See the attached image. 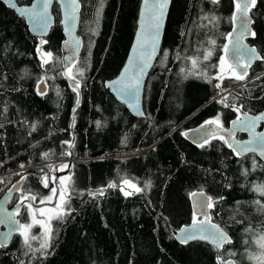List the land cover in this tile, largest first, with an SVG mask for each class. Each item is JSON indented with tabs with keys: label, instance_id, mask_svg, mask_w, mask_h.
<instances>
[{
	"label": "trees",
	"instance_id": "trees-1",
	"mask_svg": "<svg viewBox=\"0 0 264 264\" xmlns=\"http://www.w3.org/2000/svg\"><path fill=\"white\" fill-rule=\"evenodd\" d=\"M32 1L18 0V4ZM80 2L83 50L73 70L86 65V71L79 89L81 102L74 113L73 143L71 110L77 103V93L61 75L63 37L57 8L56 25L45 39L48 43L42 46V52L51 51L53 58L42 68L39 40L29 34L22 19L0 3V124L4 125L0 128V179L4 180L0 197L20 180L16 173L28 175L25 189L47 195L48 189L39 182V169L49 172L45 165L58 167L69 161L74 166L70 173L77 193L71 201L75 209L72 215L64 222H52L58 234L50 254L40 257L37 252L35 259L32 253L25 256L17 234L10 246L0 248V264H20L21 260L24 264H217L216 256L221 254L225 260L253 264L245 248L258 249L243 240L256 233L249 235L244 229L249 224L258 231L264 229V211L253 203L264 201V197L252 190V185L264 183V164L251 155L236 157L220 140L211 139L201 148L181 134L218 113L227 128L239 115L216 103L227 92L217 95L220 90L204 79L183 78L180 68L190 66V62L176 58L177 53L190 56L198 48L202 51L211 38L216 41V52L205 63L218 62L233 28V0H219L218 4L211 0H173L162 48L146 81L142 119L133 118L104 87L125 62L140 0H104L99 18L100 0ZM249 14L256 36H250L247 43L264 56V0H258ZM205 16L216 19L209 23ZM165 50L168 57L161 64ZM208 71L212 75L217 69ZM257 76L261 78L255 79ZM40 79L47 81L46 95L38 94ZM224 84L231 92L230 104L242 103L241 111L249 114L264 111V61L253 65L246 80H225ZM33 123L37 130L29 135ZM37 142L38 146L32 147ZM46 151L49 156L43 160L40 153ZM66 152L72 155H62ZM253 159L257 167L245 177L242 170L251 169ZM126 179L141 188L150 181L151 187L125 196L121 186ZM110 182L117 186L109 188ZM97 190H104V194H88ZM195 191L224 197L211 210V217L233 243L220 253L202 243L179 245L173 238L176 230L193 220L189 196ZM20 195H15L12 205ZM228 249L237 255H227Z\"/></svg>",
	"mask_w": 264,
	"mask_h": 264
},
{
	"label": "snow or ice",
	"instance_id": "snow-or-ice-1",
	"mask_svg": "<svg viewBox=\"0 0 264 264\" xmlns=\"http://www.w3.org/2000/svg\"><path fill=\"white\" fill-rule=\"evenodd\" d=\"M10 7L15 8L21 16H27L31 23L34 31L46 32L47 27L49 26V17L47 15V9L51 3V0H45L43 8L39 11L36 10L37 6L34 4L32 8H17L15 0H8ZM258 0H233L235 11L233 12L232 17L230 18L234 23L239 21V35L236 37L234 42L231 41L232 33L228 34V38L231 43L229 45L223 46L224 55L218 57V62H210L213 55L216 52V41L214 39H209L207 46H202V51L200 48L197 49L196 53L190 56H182L177 53L176 58L181 60H186L190 62V66L181 67L180 74L183 75V78L187 79L189 77H195L204 79L207 83L212 84L215 89L220 91L217 92V95H220L221 92H227L228 95L221 96L220 100H216V103L222 104L225 108H230L232 111L241 114V109L244 108V105H236L235 103L230 104L228 102L231 92L228 91L229 86L224 84L225 80H230L233 82L244 81L249 76V69L252 67L253 62L259 60L264 61V56L257 52L255 47H250L241 43L244 36L250 35L252 37L256 36L255 31H251L249 25L253 22L252 17L249 13L252 9L256 8ZM104 0H100V6L97 8V18L102 11ZM170 0H155L153 3H149V0H144V5L146 8L151 10L152 13V25L151 30L148 32L147 36L144 39V42L141 44V50L136 56L135 61L132 62V69L126 67L121 73V77L116 80L109 82L106 86L112 87L113 85H119L117 91L121 97L134 96L136 98L137 104L135 106V111L137 115H145L143 110L140 109L138 100L139 93L142 87L143 77L147 74V70L152 67V61L156 58L157 54L160 52L159 49V38L161 34V28L163 24V19L166 14V9ZM212 4H218L219 0H211ZM66 7L72 9L71 15H66L65 20L71 19L73 21V27L75 26V21L77 19L76 13L80 8V0H69V3ZM143 15V14H142ZM204 19L208 20L209 23H214L215 17L205 16ZM48 41L41 39V47L37 49L38 53L41 54V67L48 65L52 62L53 53L51 51L42 52V46L47 44ZM67 44V41L65 42ZM80 43L77 40L75 44V49H79ZM135 51V49H134ZM47 57V59H45ZM168 57V52L165 50L162 54L160 63L164 64ZM75 52L72 55L66 56L64 58L65 68L61 75H64L72 82L73 91L77 93L79 97V89L81 86V79L85 76L86 65L74 69L75 65ZM216 68L217 71L215 74L210 75L209 69ZM131 74L129 75V73ZM79 77V78H78ZM51 78V77H50ZM260 76H257L256 79H260ZM213 81H217L213 83ZM47 81L40 79L37 83V91L40 95L47 94ZM246 87V85L244 86ZM59 95V93H57ZM258 99H260L258 97ZM215 100V97H213ZM79 104V99L77 98V105ZM6 112L7 109L5 108ZM75 112V109H73ZM222 114L218 113L214 118L204 121L199 129L194 131L199 133V137L193 142L197 144L198 147H205L206 144H209L211 139H217L226 144L232 152L237 157H243L246 153L253 152L258 153L261 158H264V132H256L255 128L260 121H264V112L249 115L247 111L242 113L243 119L238 115L236 120L231 121L232 128H225L224 122L221 119ZM97 125L100 124L99 121L96 122ZM4 125L0 124V128ZM74 127V124L72 125ZM214 126V127H206ZM31 131L35 132L37 126L35 123L31 124ZM242 130L248 131L251 134V139L248 141H236L234 139V131ZM185 137H188L187 132L181 133ZM64 143L70 144V142L65 141ZM37 144L32 145V147H37ZM62 155H72L71 152L62 153ZM49 156V152L40 153V158L46 160ZM31 161H29V165ZM2 166V162H0ZM20 167L23 169L25 165L22 163ZM49 169V172L59 171L63 172L70 167L67 163L62 165L54 166L51 164L45 165ZM257 167V162L253 159V165L251 169H243L242 175L247 177L251 171H255ZM264 167V166H262ZM39 172L42 175L39 177V182L42 184L43 188L48 189L47 195H42L40 193H33L30 188L25 189L21 184V181H27L28 175L22 173H16L20 176V180L12 184V187L8 189V193L11 194L13 189L17 192H20L21 195L18 198L15 209L12 212H8L6 217H0V224H8L9 230L0 235L3 236V240H0V248L7 247L8 242L13 237L14 233H18L21 237L22 246L25 249L24 255L27 256L29 253H32V258L35 259V253H40V257H45L49 253V249L54 246V238L58 234L57 230L53 227V221L64 222L68 217L72 215L75 211L71 207V201L74 194H77L75 191V181L72 178V175L66 176H55L49 175V172H45L44 168H40ZM30 175V174H29ZM0 183H4L3 179H0ZM125 185H130L134 191H124L121 188V191L124 192L125 196L134 195L136 193H142L145 189L151 187V182L148 181L145 183L144 187H137L135 184H131L129 180H124ZM51 185V186H50ZM117 185L114 182L108 184L109 188L116 187ZM230 187L231 185H226ZM252 190L257 192L261 197H264V183L252 185ZM90 196L103 195V190H97L95 192H89ZM78 195L83 196V193H78ZM191 196L199 195L201 199L197 202L198 208L201 210V215L203 219H198L196 214L193 215V223L190 227L181 229V243H187L191 240H202L211 244L218 252L224 249V246L231 245L233 243L232 237L228 235L224 228L220 225L213 223L211 217L208 214L209 209H213L215 205L223 200L224 197L213 198L212 196H206L203 191L199 193H191ZM39 197V200H38ZM11 196L9 195V199ZM38 203L39 205H51L50 207H34V204ZM53 201H55L53 203ZM240 202H237L239 204ZM254 204L260 207V210L264 211V201L256 200ZM24 209V212L21 211ZM20 216L21 219L16 217ZM233 219H235L233 217ZM236 223H243L242 220H237ZM39 229V232H34L33 229ZM244 232L246 234H253L251 238H245L243 243L245 245H254L258 251H254L250 248H245V253H247V259L252 261L253 264H264V229L257 230L254 229L251 224H249ZM38 244V247H33V244ZM227 255L236 256L237 253L230 249L226 250ZM20 264H24V261L21 260ZM217 264H238L235 260H225L224 255L217 256Z\"/></svg>",
	"mask_w": 264,
	"mask_h": 264
},
{
	"label": "water",
	"instance_id": "water-1",
	"mask_svg": "<svg viewBox=\"0 0 264 264\" xmlns=\"http://www.w3.org/2000/svg\"><path fill=\"white\" fill-rule=\"evenodd\" d=\"M15 2H16L17 8H29L30 9L35 4L37 6L36 10L39 11V10H41L43 8L45 0H33L29 5H23V6L18 4V0H15ZM153 2H155V0H149L150 4L153 3ZM0 3L5 8H7L8 10L12 11L13 13H15V15L19 19H22L25 22V25L27 27V30H28L29 34L32 37L37 38L39 40V42L41 41V39H44V40L47 39L49 37L52 29L56 25V18H55V15H54V8H57V10H58V19H59L58 24H59V27L61 29V33H62V37H63V42H62L61 47H60L63 71H64V68H65L64 58L66 56L72 55L73 52H75V58H76L75 63H77V61L79 60V58L81 56L82 50H83V40H82L81 36L79 35L81 12H82L81 2H80L79 11L76 13L77 19L74 22L75 26L73 27V21L71 19H68L67 21L65 20V16L66 15L70 16L71 13H72V9L66 7V5L69 3V0H51V3H50V5H49V7L47 9V15L49 17V21L50 22H49V26L47 27L46 32H43V33L38 32V31H34L30 19L27 16H21L15 8L10 7L8 0H0ZM172 3H173V0H170V3L168 4L167 9H166V14H165L164 19H163V24H162V28H161V34H160V38H159V49H160V51H161V48H162V43H163V39H164L165 29H166L167 21H168V18H169V14H170ZM152 23H153V21H152L151 10L145 7L144 0H140V4H139V8H138L137 21H136V29H135L133 40H132V43L130 45L129 51L127 53L125 62L123 64L122 68L120 69L119 74L114 79L106 81L104 83L105 89L108 90V92L114 98V100L118 104L123 106L125 108V110L133 118H136V119L144 118V115L141 116V115H137L136 114V111H135V106L137 104L136 98L134 96L121 97V95L117 91V89L119 88V85H113L112 87H108L106 85L109 82L118 80L121 77V73L124 71V69L126 67L132 69V62L135 61L136 56L139 54V52L141 50V44L144 42L145 37L147 36L148 32L151 30ZM249 28L251 30V24L249 25ZM231 33H232L231 41L234 42L236 40V37L239 35V21L238 20L235 23L233 22V29H232ZM249 38H250V35L246 34L244 36V38L242 39L241 43H243L245 45H248L247 40ZM77 40L80 43V47H79L78 50L75 49V44H76ZM66 41H67V44L65 43ZM227 45H229V47H231V43H230L229 39H228ZM134 49H135V51H134ZM159 54H160V52L157 54L156 58L152 61V67H150L147 70V74L143 77L142 87H141V90H140V93H139V100H138V104H139V107H140L141 110H143V98H144V89H145L146 81H147V78H148L152 68L154 67V64L156 63V61H157V59L159 57ZM257 62H259V60L253 62L252 67ZM132 72H134V69H132ZM130 74H131V72L129 73V75ZM66 79H67L70 87L73 89L72 82L68 78H66ZM77 98L79 99V104L77 105V103H76V105L71 110V117H72L71 132H72V139H73L72 143L74 141V134H73V126L72 125L75 122V115H74L75 112H73V109H75V111H76L78 109L79 105H80V102H81L80 90H79V97H77ZM143 112H144V110H143ZM262 112H264V111H262ZM262 112H260V113H262ZM242 113L240 114V118L241 119H243ZM249 115H251V114H249ZM206 127H214V126H206ZM199 128H200V126L194 128L192 130L187 131L188 137L184 136L185 139L190 144L195 145V146H197V144L194 143L193 141L199 137V133L194 131V130L199 129ZM229 128H232L231 123L229 125ZM260 129H261V131H258ZM255 131L256 132H264V121L258 122V124H257V126L255 128ZM238 134H245L246 137H247L245 140H242L241 142L248 141V140H250L252 138L250 132H248V131L235 130L234 131V139L236 141H240L237 138ZM248 155L255 156L261 163L264 164V158H261L258 155V153L249 152V153H246L243 157L248 156ZM240 158H242V157H240ZM68 164L71 166L72 165V161H69ZM70 168L67 169V170H69V172L64 173L63 176L71 174L70 173ZM23 183H24V181H21L22 185H23ZM91 192H95V191H91ZM103 192H104V190H103ZM199 192L200 191H195V192H192V193H199ZM17 193H19V192H17L15 189H13L11 194H9L8 190H7L0 197V217H6L8 212H12L15 209L16 204L15 205H12V204H13L14 197H15V195ZM9 195L11 196L10 199H9ZM205 195L208 196L206 193H205ZM200 199H201V197L199 195H197V196H191L190 195L189 196V203H190L192 215H194V213H195L198 219H203V216L201 215V210L197 206V202ZM54 202L55 201H53V203ZM50 206L51 205L34 204V207H50ZM211 210L212 209L208 210V214H209L210 217H211ZM16 218L19 219L18 216ZM211 220H212V217H211ZM192 223H193V220L190 222L189 225L183 226V227H181L180 229L176 230L173 233V238L175 239V241L179 245H184V246H187V245H190V244H194V243H202V244H206V245L214 248L211 244H209V243H207L205 241L199 240V239L191 240V241H189L187 243H181V239H180V237H181V229L190 227L192 225ZM8 230H9V226H8L7 223L6 224H0V234L5 233ZM17 234L18 233H14L13 234V237L8 242L7 247L11 245V243L13 242V240H14V238H15V236ZM0 240H3V236L2 235H0ZM226 246H228V245L226 244L224 247H226ZM220 252H218V253H220ZM217 256H216V262H217ZM227 260H232V259H227Z\"/></svg>",
	"mask_w": 264,
	"mask_h": 264
},
{
	"label": "rangeland",
	"instance_id": "rangeland-1",
	"mask_svg": "<svg viewBox=\"0 0 264 264\" xmlns=\"http://www.w3.org/2000/svg\"><path fill=\"white\" fill-rule=\"evenodd\" d=\"M138 9V8H137ZM101 14V13H100ZM12 187V186H11ZM121 188H123L124 189V191H134V189L133 188H131V186L130 185H125V184H123L122 186H121ZM123 192V191H122ZM124 193V192H123Z\"/></svg>",
	"mask_w": 264,
	"mask_h": 264
},
{
	"label": "flooded vegetation",
	"instance_id": "flooded-vegetation-1",
	"mask_svg": "<svg viewBox=\"0 0 264 264\" xmlns=\"http://www.w3.org/2000/svg\"><path fill=\"white\" fill-rule=\"evenodd\" d=\"M241 113H242V111H241ZM254 115V114H253ZM229 125H230V123H229ZM227 128H229V126L227 127ZM258 131H261V129L260 130H258ZM238 136H241V137H243V139H240V141H242V140H245L247 137H246V135L245 134H238ZM238 138V137H237ZM239 140V139H238ZM250 156V155H249ZM251 156H253V155H251ZM237 157V156H236ZM246 157V156H245ZM255 157V156H254ZM238 158H240V157H238ZM243 158V157H242ZM256 158V157H255ZM257 159V158H256ZM258 160V159H257ZM18 218H19V216H18Z\"/></svg>",
	"mask_w": 264,
	"mask_h": 264
},
{
	"label": "bare ground",
	"instance_id": "bare-ground-1",
	"mask_svg": "<svg viewBox=\"0 0 264 264\" xmlns=\"http://www.w3.org/2000/svg\"><path fill=\"white\" fill-rule=\"evenodd\" d=\"M252 47V46H251Z\"/></svg>",
	"mask_w": 264,
	"mask_h": 264
}]
</instances>
